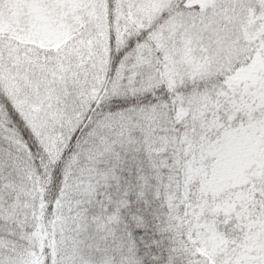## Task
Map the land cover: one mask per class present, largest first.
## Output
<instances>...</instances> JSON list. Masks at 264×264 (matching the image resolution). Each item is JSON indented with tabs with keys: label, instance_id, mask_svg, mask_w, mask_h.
<instances>
[{
	"label": "snow or ice",
	"instance_id": "obj_1",
	"mask_svg": "<svg viewBox=\"0 0 264 264\" xmlns=\"http://www.w3.org/2000/svg\"><path fill=\"white\" fill-rule=\"evenodd\" d=\"M0 264H264V0H0Z\"/></svg>",
	"mask_w": 264,
	"mask_h": 264
}]
</instances>
